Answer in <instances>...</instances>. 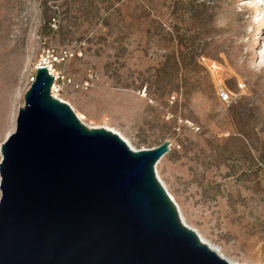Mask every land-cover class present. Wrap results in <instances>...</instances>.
Listing matches in <instances>:
<instances>
[{"label":"rangeland","instance_id":"374dc122","mask_svg":"<svg viewBox=\"0 0 264 264\" xmlns=\"http://www.w3.org/2000/svg\"><path fill=\"white\" fill-rule=\"evenodd\" d=\"M53 52L57 97L135 149L169 140L155 169L187 223L264 264V0H0V146Z\"/></svg>","mask_w":264,"mask_h":264},{"label":"water","instance_id":"95a60500","mask_svg":"<svg viewBox=\"0 0 264 264\" xmlns=\"http://www.w3.org/2000/svg\"><path fill=\"white\" fill-rule=\"evenodd\" d=\"M36 67L0 146V264H237L182 219L155 166L165 140L133 148L89 126Z\"/></svg>","mask_w":264,"mask_h":264},{"label":"built area","instance_id":"2783aa9c","mask_svg":"<svg viewBox=\"0 0 264 264\" xmlns=\"http://www.w3.org/2000/svg\"><path fill=\"white\" fill-rule=\"evenodd\" d=\"M42 58H43V61L40 62V64L47 65V67L49 68L50 71L53 70V72H51V73H53V74L55 73L54 74V76H55V82H54L53 87H52V93L54 95V91L55 92H59V90H60V88H58V86H57V81L60 78H62V79L65 78V76H62L60 74V71H58L56 69V64H58L61 61H63L64 60V56L62 54H60V53H54L53 52V53H50V54H46L45 56H42ZM201 59L205 61V58L204 57H202ZM34 80H35V76L32 77V81H34ZM55 85H56V87H55ZM77 86L78 87H85V86L88 87L89 86V81H86V82H84L82 84H78Z\"/></svg>","mask_w":264,"mask_h":264},{"label":"bare ground","instance_id":"6f19581e","mask_svg":"<svg viewBox=\"0 0 264 264\" xmlns=\"http://www.w3.org/2000/svg\"><path fill=\"white\" fill-rule=\"evenodd\" d=\"M43 61V58L41 59V62ZM40 64V63H39ZM51 72H53V70H51ZM55 74V73H54ZM55 87H56V85H55ZM54 95L55 96H58L56 93H55V91H54ZM106 128H110V129H112V130H114L115 132H117V133H119L123 138H125L126 140H127V142L131 145V143L129 142V140L122 134V132H120L119 130H117V129H115V128H112V127H106ZM132 146V145H131ZM134 148V147H133ZM164 184V183H163ZM173 197V196H172ZM174 198V197H173ZM174 200H175V202H177L176 201V199L174 198ZM177 204V206H178V209H179V212H180V215H181V217H182V219H183V221L189 226V227H191V228H193V229H195L193 226H191L190 224H188L187 223V221H186V219H185V217H184V215H183V213H182V210H181V208H180V206L178 205V203H176ZM198 233H199V231L197 230V229H195ZM200 234V233H199ZM200 236H201V238L203 239V241L204 242H206L213 250H215V251H217V252H219L220 254H222L221 253V251L215 246V245H213L212 243H210V242H208V241H206L203 237H202V235L200 234ZM224 255V254H223ZM225 256V255H224ZM232 261V260H231ZM232 262H234V261H232Z\"/></svg>","mask_w":264,"mask_h":264}]
</instances>
